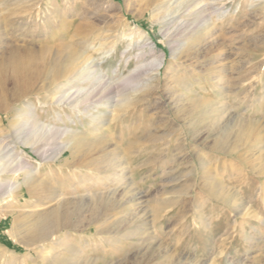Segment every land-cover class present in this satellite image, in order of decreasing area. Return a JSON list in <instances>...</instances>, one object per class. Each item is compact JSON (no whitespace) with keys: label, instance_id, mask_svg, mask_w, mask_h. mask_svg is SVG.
Masks as SVG:
<instances>
[{"label":"rangeland","instance_id":"1","mask_svg":"<svg viewBox=\"0 0 264 264\" xmlns=\"http://www.w3.org/2000/svg\"><path fill=\"white\" fill-rule=\"evenodd\" d=\"M204 2L196 8L208 4L210 12L207 10L199 19L191 15L197 10L194 7L184 10V3L183 7L174 3L178 13L169 15V24L162 27L159 22H152L150 9L139 0L130 2L128 7L123 0H39L29 13L23 7L30 5L31 0H0V58L1 51L10 46L52 52L68 41L83 38L89 43L98 38V42H104L100 52L115 44L107 54L97 52L93 57L106 60L101 63L103 72L117 73V90L126 77L135 78L137 73L140 81L157 78L143 92H150L148 105L137 106L121 120L111 122L95 137L97 141L92 139L94 146L88 153L79 150L72 157L64 151L58 160L54 154L67 139L55 132L41 139L44 134L35 135L34 128L42 123L83 131L88 120L72 117L67 108L42 104L39 98L44 93L39 98L31 93L10 102V85L6 83V90L0 91V99L4 100L0 108L1 145H6L4 150L9 148L19 154L17 157L31 168L28 175L40 183L32 199L22 187L8 205L14 206L16 201L18 211L27 210L28 218L47 215L58 207L73 224H81L83 230H65L60 237L67 238L69 234L70 247L80 245L83 264L91 259L93 264H264V149H259L264 147V51L257 50L264 47V9L246 6L248 0ZM210 8L217 12L213 14ZM222 13H226L225 18L220 20ZM208 20L214 25L216 39L198 41L195 50L179 54L185 29ZM123 24L141 33V37L130 42L134 35L128 40L129 32L123 34ZM160 55L165 60L156 73L152 62ZM218 73L219 82L210 79ZM184 84L190 86L191 92L185 91ZM23 101L33 104V111L17 119L19 128H11L9 122L16 107L24 109ZM95 110L107 112L102 107L92 112ZM241 127L244 129L239 130ZM20 136L22 139L17 138ZM15 138L25 140L19 142ZM35 141L36 148H31ZM95 144L101 146L99 151ZM4 150L2 156L7 152ZM4 156L0 160V184L7 186L17 181L12 172L17 167L10 157ZM101 169L106 173L100 175ZM113 172L122 174L123 181L117 187L108 185L117 195L113 192L99 196L108 182L105 177ZM23 174L18 175L21 182ZM98 180L102 183L99 186ZM4 187L0 189V201L5 198L1 194ZM58 194L59 203L53 201ZM167 202L172 207L165 208ZM194 205H201L199 215L211 223L208 228L201 227V217H193ZM254 214L262 218L261 223L251 217ZM12 221L11 215L0 218V264H11L14 256L26 254L40 264L35 253L38 249L25 250L9 237ZM110 241L116 242V248ZM49 247L50 244L44 246ZM21 261L28 263L19 258L12 264H22Z\"/></svg>","mask_w":264,"mask_h":264},{"label":"bare ground","instance_id":"2","mask_svg":"<svg viewBox=\"0 0 264 264\" xmlns=\"http://www.w3.org/2000/svg\"><path fill=\"white\" fill-rule=\"evenodd\" d=\"M19 1H22V0H19ZM67 1L68 0H63L64 3ZM123 1L125 2V7H128L130 2H134V1H138V0H123ZM204 1L205 0H139V2H144L145 7L148 6V8L150 9L152 22H159L160 24H162V27H165L166 25L169 24L166 21V18L169 15H172V14L174 15L177 12V10H175L173 8L174 3L180 4V7H183V6H181V3H184V5H185L184 10L190 9V8L192 9L194 7V9L195 10L197 9V10L196 11L193 10L194 12H191V15H194L195 18L199 19V18H203L201 14H205L204 12H206L209 9L208 4H204L202 7L196 8L197 6H200L201 3H205ZM31 2L32 3L30 5H26L23 7L25 13H29V11L31 10V7L38 5L39 0H37V1L31 0ZM212 6H210V7H212ZM246 6L252 7V8H260V10L263 11L264 0H248V2L246 3ZM101 8L104 9L103 4H101ZM210 9L213 12V14L217 12V10L215 8H210ZM207 12H210V11L208 10ZM225 14L226 13H224V14L222 13L219 16V19L225 18ZM213 26H214L213 23L210 20H208L207 22L202 21L200 24L194 23L189 28H186L185 29L186 34H184V36L182 38H180L181 39L180 41L182 42V46L180 47L181 49L179 48L180 51L179 52L177 51V52L182 55L184 53H187L188 51L195 50V47L197 46L198 41L203 42V41H206L208 38H210L211 40L216 39L217 36H216V32L214 31ZM122 27H123V29H125V31H122L123 34L126 32V30H128V32H129V34L126 35V38L128 40H129V38H131L134 35L129 40L130 42L132 40L134 41L135 37L139 39L142 35L139 32L135 33L133 30H129V28L126 24H123ZM97 39L98 38H96V39L94 38L89 43L85 42L83 40V38H79L73 42L68 41V43H66L64 46H59L61 48H58L56 46L57 49L55 51H52V52L47 51L46 49H42V50L39 49V51H35L34 49L29 50L30 48L29 49H18L16 47L12 48L11 46L7 47V44H4V47L6 45L7 48H4V49L2 48L3 51H1L2 54H1V58H0V91L6 90V88L8 87L6 85V83L10 85V89L8 90L10 102H14L16 100L18 101V99L20 101V98L26 97V96L30 95L31 93H34L36 95V97L39 98L41 93H44L45 96H43L42 98H39V102L41 101L42 104H48L49 103L52 105H56L57 107H61V109L67 108L69 110L70 114L72 115V117L76 116L77 118H79L78 120H80V121H84L85 119L88 120V121L86 120L87 124H86L85 129H83V131H77L75 129H68V128H57V127L54 128L53 126L49 127V125H45L42 123L37 124L36 128H34V131H35L34 134L35 135H37L38 133L44 134L41 139L45 138L47 136V134H50L53 132H55L56 134H59V136L61 135L60 137L63 136V138H65V140L67 139L65 144H63L62 147L60 146L61 149L58 150V152H56L57 154H54L55 160L56 159L58 160L62 156L64 151L69 152L70 155H72V157H74L73 155H75V153L78 152L79 150H83L86 153H88V151H90V149H92V147H90L92 145V139H95V137L98 134H100L101 131H104L105 129H107L110 126L111 122H116V120H121L125 116L129 115L131 110H135L137 108V106H145V105L149 104L150 92H146L145 94L143 92H145L146 88L148 90V88L150 87L149 84L151 82H154L155 80H157V78L156 77L151 78L149 76L150 78H148V79L144 78L143 81H140V79L138 78V77H140V76H138L139 73H137V74L134 73V74H136L135 75L136 77L130 78V79H129V77L128 78L126 77V79L123 80L124 84L120 85L121 89L117 90L116 88L118 86H116L117 84L115 85V83H114V80H116L115 75L117 73H111L110 75H108L107 73L103 72V69H101V67H102L101 63L106 62V60H104V62H101L104 59L103 57H101V58H94L93 57V55L95 53L97 54V52H100L101 49L104 48V44H103L104 42L102 43L101 41H99V42H101V43H99ZM2 43L3 42L0 41V44H2ZM2 46H3V44H2ZM113 46H115V44H113L110 47V49L108 48V50L106 52H100L99 54H107L108 52L112 51ZM143 46H145V44ZM172 48H173L172 49L173 51L176 50L175 46ZM257 50L258 51H264V47L259 48ZM180 57L182 58V56H180ZM164 60L165 59H164L163 55H160L153 60V62H152L153 66L152 67L154 68V71H156V73H158L159 68L164 63ZM150 65H151V63H150ZM148 67H149V65H148ZM7 74H8V76H7ZM219 78H220L219 73L215 76L210 77V79L215 81V82H219ZM153 88H154V91H157L158 84H155V86ZM184 89L187 92H191L190 86L188 84H184ZM140 94L141 95L144 94V95L140 96ZM2 99H0V108H2V106H3L4 100H2ZM24 100H26V99H24ZM102 101H105V103H102ZM15 103H17V102H15ZM32 105L33 104H31L28 101H23L24 109H18V107H16L17 109L15 108L16 110L14 111L12 120H10V122H9L11 128L17 129V126H18V125L16 126L17 119L20 118L21 116H25V115L28 116L33 111ZM97 106L102 107L103 109L107 110V112L100 113L97 110H95L93 113L92 110L98 108ZM219 110H220V108H219ZM137 112L141 113V112H143V110H139ZM212 114H214V113H212ZM58 115H60V114H58ZM63 115H65V114L63 113ZM66 117H69V116L66 115ZM59 119H61V118H58V120ZM69 119L71 120L70 117H69ZM73 121H74V119H73ZM68 122H69V120H68ZM75 124H76V122H75ZM252 125L253 124H251V126ZM19 126H18V128H19ZM253 127H254V125H253ZM255 127H256V125H255ZM31 128H33V126ZM226 129H228V128L226 127ZM226 129H224V130L226 131ZM242 129H244V127H241L239 130H242ZM253 129H255V128H253ZM21 131H22V129H21ZM249 131L251 132L252 128H249ZM240 132H243V131H240ZM27 133H26V135H27ZM53 135H54V133H53ZM11 137H12V134H11ZM23 137H25L24 134H23ZM28 137H29V135H28ZM56 137L57 136H55V138ZM17 138H21V136L17 137ZM25 138L27 139V136ZM30 138L28 140H30ZM246 138H248V137H246ZM21 139H19L20 141L18 139H16V141H19V142L22 141L23 142L25 140V139L24 140H21ZM52 139L54 140V138H52ZM44 140H43V143H44ZM58 140H59V138H58ZM219 140H220V138H219ZM39 141H37V142L39 143ZM27 142L28 141H25V144ZM37 142H36V144H34V143L31 144L30 145V146H32L31 148H36L33 146L34 145L36 146ZM2 143L3 142L0 139V155L1 156H2L3 150L5 149L4 147L6 146L5 145L4 147H2V145H1ZM47 143H49V142H47ZM47 143L44 145H47ZM92 146H94V145H92ZM96 146L98 147L97 149L99 151V147H101V146H98V145H96ZM106 146H108V145H106ZM8 149L4 150V151H7L5 156L10 157V160H12V162H14L15 166L17 167V169L14 168V170L10 169V171L12 170L13 176L15 177V179H17V181L14 183L9 182L11 184H6L7 186L0 184V189H2L5 186L4 187L5 190L1 193L5 196V198H3L0 201V218L5 219L9 215H11L13 217L11 229L8 231L9 237L12 239L13 243L15 242L16 244H18L20 247H22L25 250H30L32 247H35L36 249H38L37 251H35V248H34V251L36 253V258H37L36 260H39L40 264H83L82 260H81L82 250L79 247L80 245L71 248L67 242V240L70 239V235L67 234V238L60 237L62 232L65 230H77V231L83 230V227L79 226L81 224H79V225H77L76 223L73 224L71 221L68 220L66 215L64 213H62V211H60L61 209L60 210L58 209V207L51 210L47 215L39 214V215H36L35 217H32L33 216L32 215V216H30L32 218H28V216L26 215L27 210H25V211L19 210L18 211L19 207L17 208L16 201H15L14 206L9 207V205H8L10 202L9 200L18 196L20 194L22 187H26L27 195L29 196V199H32L33 196H35V194H37L36 193L37 191L35 192V190L40 187V183L37 180L32 179V177H30L28 175L29 172H32V171H30L31 168L29 169V167L26 164H23L24 159L22 160V158L17 157L19 154L17 155V154H15V152L13 153L14 150L8 151ZM93 149H95V148H93ZM97 149H96V151H97ZM259 149L262 150V149H264V147L263 148L261 147ZM37 150L38 149H36L35 151H37ZM41 150H44V149L41 148ZM105 150H106V147H105ZM227 150H228V148H227ZM44 151H46V150H44ZM96 151L93 150V152H96ZM33 152H34V150H33ZM261 153L263 154V152H261ZM40 154H41V151H40ZM42 154H44V153H42ZM79 154H81V152ZM85 154H83V155L86 156ZM3 156L0 157V160H2L1 158H3ZM45 156H46V154H45ZM45 156H42V157L44 158ZM256 158H257V156L255 157V159ZM3 159H5V158H3ZM76 159H77V157H76ZM79 159H80V157H79ZM93 159H95V158H93ZM75 161H77V160H75ZM25 163H26V161H25ZM71 163L72 162H70V164ZM73 163H74V161H73ZM256 163H257V161H256ZM14 164H12V165H14ZM67 164H69V163H67ZM107 166H109V165H107ZM97 167H96V169H97ZM110 167H112V165ZM96 169H95V171L97 172V170L100 168H98L97 170ZM118 169H117V171H118ZM0 172H2V169L0 170ZM21 173H24L23 174L24 175L23 176L24 177L23 182H21L18 179V175ZM104 173H106V171L102 170L99 172L100 175H103ZM33 174H36V173H33ZM0 176H1V174H0ZM28 176L30 178H28ZM104 177H102V178H104ZM105 178H107L108 184L106 183L105 190H103L104 188L102 187V190L104 192H101V193L98 192L99 194L97 193L99 196H104V197H106L110 194H113V192H114V194L116 193V191L110 190L108 185L112 184V185H115V187H117L118 184L121 181H123V180H121L122 174H118L115 172L110 173ZM204 178H206V177H204ZM1 180L2 179L0 178V181ZM107 180L105 179V181H107ZM98 181L99 182L97 185L99 186L102 183H100V180H98ZM103 186L105 187V185H103ZM114 190H116V189H114ZM0 191H2V190H0ZM218 191H220V190H218ZM39 193H38V195H40V197H41L42 193H40V194ZM226 193H227V191H226ZM55 195H56V193H55ZM115 195H117V194H115ZM54 196H52V197H54ZM59 196H61V195L58 194V196H55L53 201L55 200L56 202H58V201L61 202V200L58 199ZM216 196L218 197V194H216ZM220 196L221 195H219V197ZM94 197H97L96 199H98V196H94ZM112 197H113V195H112ZM38 198H39V196H38ZM41 198L44 199L43 196ZM110 198H111V196H110ZM79 201H80V199H79ZM11 202H12V200H11ZM48 203L49 202H47V204ZM96 203H97V201H96ZM45 204H42V205H45ZM124 204L120 203V205H124ZM164 205H165V208H168L171 206L170 204L168 205V202ZM113 208H114V205H113ZM114 209H116V208H114ZM201 209H202L201 205H197V206H195L194 211L191 213H192L193 217L194 216H197L199 218L201 217V220H200L201 227L206 229L209 227V225H211V223H209L206 220V218L202 217V215H199L201 212L200 211ZM17 212L20 213L18 216L15 215V213H17ZM35 212H37V211H35ZM248 215H250V213H248ZM251 217L253 219H255L256 221H258L259 223L262 222V218L257 214L251 215ZM25 219H27L28 221L27 222L25 221L22 223V221H24ZM262 223L264 224V222H262ZM93 224H95V223H93ZM243 238L245 240L248 239L246 237V235ZM151 239H152V241L155 240V238L152 236H151ZM150 242H151V240H150ZM109 243H111V241ZM45 244H50V247L44 248ZM111 244L110 245L112 247L116 248V242L111 243ZM1 250H2V252H5L4 248H2ZM28 255L26 254V255H23L21 257H15L14 256L13 260L16 261L17 259L22 258V260H25L26 262H28L27 264H36L34 262L33 258L30 255L29 256ZM20 263L24 264V261H21ZM93 263H94V261L92 259L86 262V264H93ZM130 264H133V263H130Z\"/></svg>","mask_w":264,"mask_h":264}]
</instances>
